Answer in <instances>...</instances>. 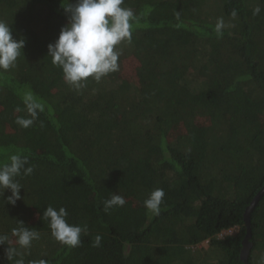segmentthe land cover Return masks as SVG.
<instances>
[{
    "label": "trees",
    "instance_id": "obj_1",
    "mask_svg": "<svg viewBox=\"0 0 264 264\" xmlns=\"http://www.w3.org/2000/svg\"><path fill=\"white\" fill-rule=\"evenodd\" d=\"M69 0H0V21L24 39L0 69V164L28 157L21 199L0 195V264H254L264 258V0H123L132 12L118 70L68 84L47 55ZM74 3L75 0H72ZM259 7L260 12L254 14ZM39 105L32 119L26 98ZM164 197L153 216L144 200ZM113 194L122 207L105 211ZM86 229L77 247L51 235L46 207ZM35 230L22 248L12 230ZM238 227L235 234H218ZM97 236L100 245L94 246ZM207 241V246L196 247ZM264 264V260L262 262Z\"/></svg>",
    "mask_w": 264,
    "mask_h": 264
},
{
    "label": "clouds",
    "instance_id": "obj_2",
    "mask_svg": "<svg viewBox=\"0 0 264 264\" xmlns=\"http://www.w3.org/2000/svg\"><path fill=\"white\" fill-rule=\"evenodd\" d=\"M123 0H69L62 7L67 14V23L62 26L58 38L48 44L47 55L52 58V63L60 67L65 81L74 86L89 77L99 81L103 76L118 70L120 52L115 49L123 40L130 39V17L133 15L128 9L122 8ZM260 12L259 7L254 14ZM25 46L24 39H14L9 25L0 21V69L7 70L14 66L17 58ZM31 98H26L27 111L32 119L17 118V123L27 128L33 123L37 115L39 105L31 103ZM28 157L13 154L9 162L0 164V195L5 190L11 194L6 197L9 204L15 205L21 199L22 186L16 178L21 175H30L33 172ZM164 197L162 189L153 190L144 200V206L153 216L159 215L161 203ZM126 203L123 196L113 194L105 201V211L122 207ZM68 212L64 207L58 210L52 206L43 211V218L49 223L51 235L60 243L77 247L81 243V233L85 228L79 225L69 224L66 220ZM12 235L17 238L16 243L22 248L31 246L33 240L39 238V234L24 226L12 230ZM101 237L97 236L94 246H99ZM7 244L6 256L12 260L16 255V249L9 244L7 235H0V245ZM16 264H22L16 261Z\"/></svg>",
    "mask_w": 264,
    "mask_h": 264
},
{
    "label": "water",
    "instance_id": "obj_3",
    "mask_svg": "<svg viewBox=\"0 0 264 264\" xmlns=\"http://www.w3.org/2000/svg\"><path fill=\"white\" fill-rule=\"evenodd\" d=\"M264 195V184L261 187V189L255 194V196L252 198L250 201L249 205L245 208L244 213H243V220H244V225H245V234L242 239V247L240 250V259L244 262H247L248 254L250 251V248L252 247V242L250 241L251 238V228H250V214L260 198Z\"/></svg>",
    "mask_w": 264,
    "mask_h": 264
},
{
    "label": "rangeland",
    "instance_id": "obj_4",
    "mask_svg": "<svg viewBox=\"0 0 264 264\" xmlns=\"http://www.w3.org/2000/svg\"><path fill=\"white\" fill-rule=\"evenodd\" d=\"M238 227H232V228H230V229H227V230H223V231H221L219 234H218V237H223V236H225V235H229V234H235V233H237L238 232ZM201 246H207V241H204V242H202V243H200L199 245H197L196 247H201ZM257 256H256V258H255V260H254V264H263L262 262H263V260H264V258H263V254H260V253H258L257 252V254H256Z\"/></svg>",
    "mask_w": 264,
    "mask_h": 264
}]
</instances>
